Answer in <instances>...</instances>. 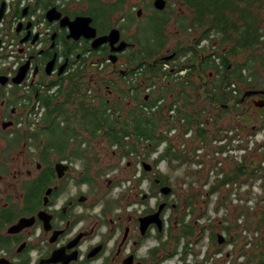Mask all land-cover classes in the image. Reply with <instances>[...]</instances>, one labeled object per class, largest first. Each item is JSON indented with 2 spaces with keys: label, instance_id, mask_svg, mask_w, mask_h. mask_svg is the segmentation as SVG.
<instances>
[{
  "label": "flooded vegetation",
  "instance_id": "af4514ba",
  "mask_svg": "<svg viewBox=\"0 0 264 264\" xmlns=\"http://www.w3.org/2000/svg\"><path fill=\"white\" fill-rule=\"evenodd\" d=\"M117 5L122 12V1L0 0V264H210L228 245L213 233L218 205L213 206L212 197L228 187L235 190L238 184L226 178L240 174L246 163H208V175L193 169L196 182L184 187L175 176L178 168L162 164L165 152L152 159L150 140L135 129L140 125L149 133L154 124L159 137L171 120L183 118V105L177 106L183 104L177 98L182 85L196 103L193 88L212 90L221 75L229 74L199 73V59L214 57L205 45L212 36L198 45L195 39L181 46L179 40L169 47V22L161 38L150 28L145 34L136 25L145 17L143 10L124 19L117 17ZM262 5L264 0H257L248 8V0H239V9L253 15L258 10L264 15ZM227 13L236 24L228 30L242 29L238 14ZM78 18H85L83 26L88 24L94 36H70L69 23ZM187 25L175 26L183 32ZM256 27L261 35L241 64L246 86L226 87L232 92L224 108H234L229 115L235 118L249 115L247 107L264 114V84L253 70L259 60L258 67H264V18L259 16ZM113 29L119 31L117 43L94 46ZM120 43L124 47L116 50ZM224 44L225 57H231L232 41ZM197 75L206 77L201 81ZM106 119L118 131L129 127L128 134L87 133L88 123L98 127ZM191 124L196 134L201 128L213 138L228 129L241 136L257 129L221 125L212 130L211 123L199 119ZM186 189L194 190L189 192L194 198L200 192L202 206L200 198L196 204L183 198ZM210 190L215 192L208 196ZM226 196L217 201L223 204ZM218 227L228 228L222 221ZM205 236L210 248L204 246L197 255L195 247Z\"/></svg>",
  "mask_w": 264,
  "mask_h": 264
},
{
  "label": "rangeland",
  "instance_id": "374dc122",
  "mask_svg": "<svg viewBox=\"0 0 264 264\" xmlns=\"http://www.w3.org/2000/svg\"><path fill=\"white\" fill-rule=\"evenodd\" d=\"M107 4H111L117 1L123 2V10L122 12H118L117 17L122 16V18L126 19L128 16H134L137 9L141 8L143 10V15L138 22L137 26L140 25L141 32L145 34L149 30V23L146 22L149 16H152L153 13L156 11L150 5L153 0H103ZM167 6V14L170 15L169 17V24L165 30L166 42H168V46H173L176 43H179L181 40L183 45H188L195 41L198 36L201 35L202 30H191L189 31L185 28L182 31H179L176 24L187 25L188 21L185 22L184 18L189 17V12L177 1V0H166ZM261 9L264 8V5L260 7ZM260 18H264V15L260 14L258 10ZM115 19V17H113ZM215 38L209 41L207 44L205 43L206 47L208 48V52L217 51L222 56H226L227 47L225 44H221L217 35H212ZM180 42V43H181ZM175 47V46H174ZM232 47V46H231ZM166 49L161 50L160 54H164ZM253 50L243 51L242 53H237L235 56L228 57L229 67L230 69L234 68L237 64L241 65L246 59L252 56ZM200 54V53H199ZM264 60V57H262ZM179 61H184V59H179ZM260 60L255 64L254 71H256L260 76L262 83L264 84V67H258ZM246 75V74H243ZM101 76V75H99ZM237 86H246L243 82H234ZM258 84V83H257ZM245 87H242L243 90ZM240 90V91H241ZM180 98V102L184 103L186 101L187 104H191L194 101L186 97L185 93ZM174 98H168L167 102L173 101ZM194 107L191 105H187L184 108V111L191 114V120L195 121L198 119V116L192 114L193 111H199L201 109H205L200 113V119L202 121H207L211 123L212 130L216 127L227 126V127H234L235 125H255L256 128H259V131L262 125H264V114H261L260 111L256 112L255 109H250L247 107L245 111L249 115H245L243 117L235 118L234 115H229L230 111H227L224 115L221 111H219L216 107H211L210 103L203 101V97L200 98L196 103L194 102ZM183 104L177 105L179 108L182 107ZM228 105V104H227ZM231 107V104H229ZM235 108L238 111H243L244 107H237ZM222 115V117H221ZM212 120L214 122H212ZM191 121V122H192ZM256 131V132H257ZM244 139H247L249 136L246 134L242 136ZM249 138L246 140L248 141ZM255 145V144H254ZM252 146V150L247 152L245 156V170L246 175L238 178L235 182L238 184L235 190H230L229 187L226 191H222L216 193V196L212 197L213 206L216 207L218 205L217 210L214 211L213 215V225L215 226V230L213 228V233L219 234L220 236H224L227 240L228 245L223 246L220 249L221 256L215 257V260L209 261L210 264H264V168L259 166V163L264 161V155L260 154L264 152V143L261 144V149L254 148ZM249 146V143L248 145ZM108 151V150H107ZM233 159H231L230 164L233 163ZM237 162V161H235ZM171 165H168L170 167ZM175 176L179 180V183H182L184 187L187 185L193 184L196 182V177L191 173L190 166H180L177 167ZM180 168V169H179ZM176 169V168H173ZM205 168L202 169V174H205ZM175 172V171H172ZM253 172V175L250 174ZM197 176H199L197 174ZM182 188H180L181 190ZM196 191H199L196 189ZM189 192L193 194L194 190L186 189L184 191L183 198L189 196ZM197 193V194H196ZM195 198L193 196H189L188 199H194L195 204L198 202L197 195L200 192H196ZM202 196L205 192L201 190ZM223 195H227L223 201V204L220 200L217 201V198L222 197ZM193 200V201H194ZM200 204L198 202V207L202 206L201 201L199 199ZM217 201V202H216ZM218 221H222L224 227H228L227 230L224 231L220 230L218 227ZM200 225V224H199ZM198 232L200 230L199 226L196 229ZM206 231L204 232L205 235ZM203 235V236H204ZM229 240V241H228ZM190 243L191 239L184 240V243ZM208 246L210 248L209 242H206V236L202 239L198 245L195 247V252L198 255L201 249L204 246ZM179 247V246H178ZM213 248L215 245L213 244ZM228 253L227 257H225V253ZM198 259V258H197ZM199 259L200 255H199ZM191 261V258H189ZM218 261V262H217Z\"/></svg>",
  "mask_w": 264,
  "mask_h": 264
},
{
  "label": "trees",
  "instance_id": "16d2710c",
  "mask_svg": "<svg viewBox=\"0 0 264 264\" xmlns=\"http://www.w3.org/2000/svg\"><path fill=\"white\" fill-rule=\"evenodd\" d=\"M178 2H181L184 4L186 10L190 13L188 18H184V21H188V25L186 26L187 29L191 30H202V33L198 38L196 39L197 45L202 42V40L209 39L212 35H217L221 44H224L228 41H232L233 46L231 51L228 53V55H235L237 53H241L244 49H253L254 46L257 44L258 36L261 35L259 33L258 28L256 27L257 22L259 20V15H253L252 13H249L247 11H243L239 9V0H177ZM257 0H248V8H250L251 4L256 2ZM167 6L164 11L162 12H155L153 13L151 20L149 21V28L151 31H155L161 38L163 34V30H165V24L169 22L170 15L167 14ZM121 10L120 6H116V12H119ZM227 12H231L232 14H238L240 17V20L243 21L242 29L241 27L236 28L233 32L229 31L228 29L232 25H236L235 23H231L230 16ZM236 22H239V18L236 20ZM228 25H230L228 27ZM264 32L262 33V35ZM159 38V39H160ZM215 37L212 36L211 40ZM184 52H186V47L183 48ZM212 57L211 55L206 57L204 60L199 59V73H203L207 70H215V71H222L224 73H229L233 75H221L219 79L216 80V82L213 84L212 90H209L208 88L202 89L201 86L193 88L195 91V95L198 97L197 100H200L201 97H203V101L213 103L215 104V107L221 111L222 113H225L226 110L224 106L228 104V96H231V92L226 89L229 85L237 82H243L245 81L246 77H244L241 72L242 66L236 65L234 68L230 69L228 68L229 62L225 56H222L217 51L213 53ZM200 57V55H199ZM221 58V62L219 65L216 64V59ZM210 61L211 64H208L207 62ZM218 66H221L220 68ZM198 78L203 81V78L206 76L204 75H197ZM184 85L181 86V93L178 97H182L186 91L182 89ZM187 98H190L189 94L186 95ZM160 98V96H158ZM191 104H187L186 101L183 103V109ZM195 116H198L199 121L200 119V113L203 111H206L205 109H201L199 111H194L192 109ZM179 113L182 114L184 119V125L183 131H187L189 129H194L192 126V120H191V114L185 112L184 110L180 111ZM89 121V119H87ZM170 123L167 124L168 127ZM262 125L261 127H263ZM115 125H113L108 119L101 120V123H98V127L90 126L89 123L87 124L86 130L89 135L96 133L97 130H105V135L109 136H115V135H127L129 131V127H121L119 128L120 131L115 129ZM139 127V128H138ZM138 128V129H137ZM139 135L145 134L147 137L144 138V140H150L151 142V152L155 151L156 148L159 147V145L162 143V141L165 139V137L160 134V136H155V128L154 124H151V127L149 129V133H146L144 127L136 126L135 128ZM137 132V134H138ZM204 131L202 129H197V135L204 136ZM113 143H111L112 145ZM166 155H168V162L173 168H177L180 166H183L184 164L193 163V159L191 158L195 156V148L191 147L190 150H187L186 148L182 150L181 152L173 151L172 153L168 152V149L165 152ZM163 158V156L161 157ZM196 162V160H195ZM240 174H233L231 176H227L226 181H236L237 178L241 176L246 175V170L241 169ZM193 173V170L191 171ZM253 175V172L250 174ZM225 181V180H224ZM214 190H210L208 192V196H210L212 193H214ZM191 227L189 231H184L185 235H190ZM183 234V235H184Z\"/></svg>",
  "mask_w": 264,
  "mask_h": 264
},
{
  "label": "built area",
  "instance_id": "2783aa9c",
  "mask_svg": "<svg viewBox=\"0 0 264 264\" xmlns=\"http://www.w3.org/2000/svg\"><path fill=\"white\" fill-rule=\"evenodd\" d=\"M3 46L4 45H2V47ZM2 47L0 51L2 50ZM179 120V122L171 120V123L169 124L170 127H168V130L162 134L165 139L159 147L153 151L155 153H152V159L157 156L160 151L166 152L168 149L169 153H172L173 151L181 152L185 148L190 150L191 147H194L195 156H191V158L194 159L193 163L190 164V167L192 170H202L206 167L205 176H207L209 171L207 166L208 163L223 161L225 159L229 160V162L231 159L239 163L241 161L243 162V158H245L247 152L252 150L254 144V148L261 149V144L264 143V127L257 131L260 128L259 127L253 131V133L247 134L249 140L246 141L248 138L244 139L239 133L234 132L232 129L224 130L220 135L214 138L211 136V132L198 137L194 129H189L186 132L183 131L184 119L181 118ZM248 143L249 146H247ZM261 151L262 150H260V154L264 155V152ZM164 157L165 159L162 164H168L169 156L164 154ZM198 160L200 164H197ZM260 165L264 168V161H262ZM183 166H189V164L186 163Z\"/></svg>",
  "mask_w": 264,
  "mask_h": 264
},
{
  "label": "water",
  "instance_id": "95a60500",
  "mask_svg": "<svg viewBox=\"0 0 264 264\" xmlns=\"http://www.w3.org/2000/svg\"><path fill=\"white\" fill-rule=\"evenodd\" d=\"M152 6L156 11H163L166 7V1L165 0H153L152 2ZM140 10L137 11V15L140 14ZM50 11H48L46 13V18L48 19V21H52L53 17L50 16ZM85 20V18H78L72 22L69 23V27H70V36L73 38H78L79 36L83 35L86 38H91L92 36H94V30L92 28L89 27V25L87 24L88 28H85V23H83V21ZM89 21V19H87ZM89 29V30H88ZM87 31V32H85ZM119 39V31L118 30H111L109 32V34L107 36L98 38L95 40V45L97 46L98 44H102L105 42H109L110 45H113L115 43L118 42ZM124 47L123 43H120L118 48H116V50H121ZM22 77V75H18L17 78L13 79L14 83H19L20 82V78ZM264 93V92H262ZM166 194V193H165ZM18 228H20V225L17 226Z\"/></svg>",
  "mask_w": 264,
  "mask_h": 264
}]
</instances>
